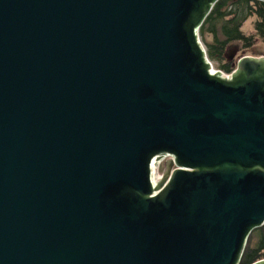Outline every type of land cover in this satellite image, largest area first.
<instances>
[{
	"label": "water",
	"instance_id": "95a60500",
	"mask_svg": "<svg viewBox=\"0 0 264 264\" xmlns=\"http://www.w3.org/2000/svg\"><path fill=\"white\" fill-rule=\"evenodd\" d=\"M218 1L0 0V264H238L264 58L212 71Z\"/></svg>",
	"mask_w": 264,
	"mask_h": 264
},
{
	"label": "trees",
	"instance_id": "16d2710c",
	"mask_svg": "<svg viewBox=\"0 0 264 264\" xmlns=\"http://www.w3.org/2000/svg\"><path fill=\"white\" fill-rule=\"evenodd\" d=\"M199 36L208 59L215 61L223 74H231L236 65L225 58L229 45L236 43L241 50H247L258 41L264 44V2L219 0L201 26ZM262 260L264 225L252 231L238 264H254Z\"/></svg>",
	"mask_w": 264,
	"mask_h": 264
},
{
	"label": "rangeland",
	"instance_id": "374dc122",
	"mask_svg": "<svg viewBox=\"0 0 264 264\" xmlns=\"http://www.w3.org/2000/svg\"><path fill=\"white\" fill-rule=\"evenodd\" d=\"M244 30H247V29L245 28ZM244 56H248L252 58H264V44L258 41L252 49L241 50L240 46L234 43V44L229 45L225 53L226 60L232 61V63H235V65H237L238 60H240ZM210 62H211V65L213 66V71H219L217 68V63L215 61H210ZM168 160L169 158H166L164 159V161H162V163L156 164L155 166L152 167L151 171H152L153 184H156L158 181L162 179L163 173L166 172V165H167Z\"/></svg>",
	"mask_w": 264,
	"mask_h": 264
},
{
	"label": "built area",
	"instance_id": "2783aa9c",
	"mask_svg": "<svg viewBox=\"0 0 264 264\" xmlns=\"http://www.w3.org/2000/svg\"><path fill=\"white\" fill-rule=\"evenodd\" d=\"M232 73H234V71L232 72ZM231 73V74H232ZM224 77H230L231 76V74H228V75H225V74H223V73H221ZM164 161V160H163ZM160 163H162V161L161 162H159V163H157V164H160Z\"/></svg>",
	"mask_w": 264,
	"mask_h": 264
},
{
	"label": "bare ground",
	"instance_id": "6f19581e",
	"mask_svg": "<svg viewBox=\"0 0 264 264\" xmlns=\"http://www.w3.org/2000/svg\"><path fill=\"white\" fill-rule=\"evenodd\" d=\"M212 71H213V69H212ZM154 166V164L152 165V167ZM151 170H152V168H151ZM151 179H152V171H151ZM153 182V181H152ZM155 185V184H154Z\"/></svg>",
	"mask_w": 264,
	"mask_h": 264
}]
</instances>
